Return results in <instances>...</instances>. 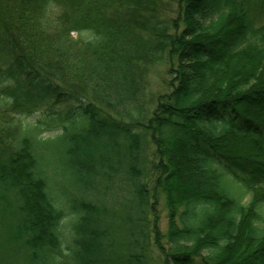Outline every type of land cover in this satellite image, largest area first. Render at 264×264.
<instances>
[{"label": "trees", "instance_id": "obj_1", "mask_svg": "<svg viewBox=\"0 0 264 264\" xmlns=\"http://www.w3.org/2000/svg\"><path fill=\"white\" fill-rule=\"evenodd\" d=\"M247 1L0 0V264H264Z\"/></svg>", "mask_w": 264, "mask_h": 264}, {"label": "rangeland", "instance_id": "obj_2", "mask_svg": "<svg viewBox=\"0 0 264 264\" xmlns=\"http://www.w3.org/2000/svg\"><path fill=\"white\" fill-rule=\"evenodd\" d=\"M246 9L249 13V15L253 18L254 22L256 24H263L264 23V4H262L259 0H248L247 3H245ZM77 34L73 32V36H76ZM145 88L143 93V100L147 104L149 101H152L154 97L161 92H164L167 87V82L169 80V74L167 73V64L164 62H157L153 65L147 66L145 70ZM38 113L33 114L28 120L35 119L37 117ZM54 132H50L47 134H53ZM156 217H154L152 214L149 215L150 222H154L153 219H155V225L158 227L160 231H164L166 227L167 222V211L166 207L164 205L163 197H159V200L156 204V211L154 214ZM150 258L151 261H158L160 259L159 250L152 246V250L150 251Z\"/></svg>", "mask_w": 264, "mask_h": 264}]
</instances>
